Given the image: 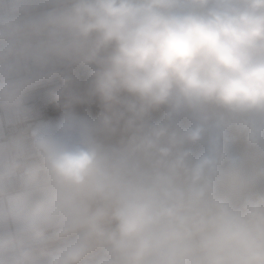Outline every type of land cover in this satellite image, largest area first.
Masks as SVG:
<instances>
[{"label": "clouds", "instance_id": "1", "mask_svg": "<svg viewBox=\"0 0 264 264\" xmlns=\"http://www.w3.org/2000/svg\"><path fill=\"white\" fill-rule=\"evenodd\" d=\"M0 264H264V0H0Z\"/></svg>", "mask_w": 264, "mask_h": 264}]
</instances>
